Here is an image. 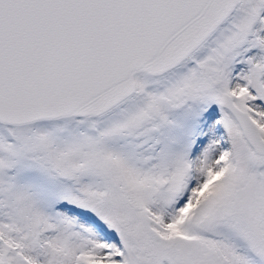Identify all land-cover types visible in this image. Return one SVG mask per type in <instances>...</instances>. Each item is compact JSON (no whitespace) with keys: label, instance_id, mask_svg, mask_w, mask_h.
Returning <instances> with one entry per match:
<instances>
[{"label":"snow or ice","instance_id":"obj_1","mask_svg":"<svg viewBox=\"0 0 264 264\" xmlns=\"http://www.w3.org/2000/svg\"><path fill=\"white\" fill-rule=\"evenodd\" d=\"M0 264H264V0H0Z\"/></svg>","mask_w":264,"mask_h":264}]
</instances>
